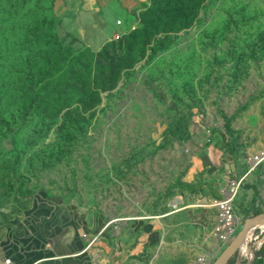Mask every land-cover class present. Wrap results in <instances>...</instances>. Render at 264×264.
I'll list each match as a JSON object with an SVG mask.
<instances>
[{
  "label": "rangeland",
  "instance_id": "rangeland-1",
  "mask_svg": "<svg viewBox=\"0 0 264 264\" xmlns=\"http://www.w3.org/2000/svg\"><path fill=\"white\" fill-rule=\"evenodd\" d=\"M244 112L264 126V0H151L95 53L55 0H0V241L47 197L155 213L193 130Z\"/></svg>",
  "mask_w": 264,
  "mask_h": 264
},
{
  "label": "crops",
  "instance_id": "crops-1",
  "mask_svg": "<svg viewBox=\"0 0 264 264\" xmlns=\"http://www.w3.org/2000/svg\"><path fill=\"white\" fill-rule=\"evenodd\" d=\"M150 1L55 0V9L64 30L95 53L128 34L134 13ZM226 116L233 117L230 135L225 121L193 130L173 168L176 185L155 213L108 222L95 209L43 198L5 232L0 264H213L227 246L213 234L217 209L210 205L222 189L246 176L234 202L237 231L264 214V163L247 174L250 158L264 153V126L245 112Z\"/></svg>",
  "mask_w": 264,
  "mask_h": 264
},
{
  "label": "built area",
  "instance_id": "built-area-1",
  "mask_svg": "<svg viewBox=\"0 0 264 264\" xmlns=\"http://www.w3.org/2000/svg\"><path fill=\"white\" fill-rule=\"evenodd\" d=\"M264 163V153L250 158V168L247 174L260 167ZM246 177V176H245ZM245 177L238 180H233L222 189V197L211 201L210 205L217 209V224L214 226L213 234L217 239L225 245H228L237 233L239 218L236 215L234 202L242 188ZM260 237V235H259ZM97 238L93 239L95 242ZM263 244V243H262ZM237 261L241 263V256H238ZM202 264H211L207 261H201ZM5 264H16L12 259H6Z\"/></svg>",
  "mask_w": 264,
  "mask_h": 264
},
{
  "label": "water",
  "instance_id": "water-1",
  "mask_svg": "<svg viewBox=\"0 0 264 264\" xmlns=\"http://www.w3.org/2000/svg\"><path fill=\"white\" fill-rule=\"evenodd\" d=\"M264 233V214L246 220L235 235L233 240L226 246L221 256L213 264H231L242 250V244L248 236Z\"/></svg>",
  "mask_w": 264,
  "mask_h": 264
},
{
  "label": "trees",
  "instance_id": "trees-1",
  "mask_svg": "<svg viewBox=\"0 0 264 264\" xmlns=\"http://www.w3.org/2000/svg\"><path fill=\"white\" fill-rule=\"evenodd\" d=\"M222 118L224 119L225 121V130L227 132V134H231V122L233 120V117H227L226 115L222 114ZM237 147V143H234L233 145V148L235 149ZM19 181H22L19 179ZM28 193H26L27 195ZM52 200H55L56 202H59L61 201L60 198H51ZM256 252V260L253 262V264H264V245H262V247L258 250L255 251ZM235 263V259L234 261H232L231 264H234Z\"/></svg>",
  "mask_w": 264,
  "mask_h": 264
},
{
  "label": "bare ground",
  "instance_id": "bare-ground-1",
  "mask_svg": "<svg viewBox=\"0 0 264 264\" xmlns=\"http://www.w3.org/2000/svg\"><path fill=\"white\" fill-rule=\"evenodd\" d=\"M253 237H254V236H248V237L244 240V242H243V244H242V249L244 250V252L247 253L248 256H252V253H251V251H249L248 246H247V243H248L249 240H251ZM250 250H251V249H250Z\"/></svg>",
  "mask_w": 264,
  "mask_h": 264
}]
</instances>
